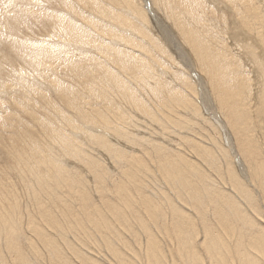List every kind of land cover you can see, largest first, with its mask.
<instances>
[{"label":"bare ground","instance_id":"obj_1","mask_svg":"<svg viewBox=\"0 0 264 264\" xmlns=\"http://www.w3.org/2000/svg\"><path fill=\"white\" fill-rule=\"evenodd\" d=\"M0 264H264V0H0Z\"/></svg>","mask_w":264,"mask_h":264},{"label":"rangeland","instance_id":"obj_2","mask_svg":"<svg viewBox=\"0 0 264 264\" xmlns=\"http://www.w3.org/2000/svg\"><path fill=\"white\" fill-rule=\"evenodd\" d=\"M145 8H146V7H145ZM152 26H153V28H154L153 31H155L156 33H157V32H160L158 29H156V27H154V26H155L154 24H152Z\"/></svg>","mask_w":264,"mask_h":264}]
</instances>
